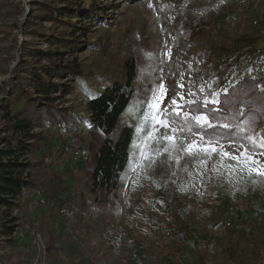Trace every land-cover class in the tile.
I'll return each mask as SVG.
<instances>
[{
    "label": "rangeland",
    "instance_id": "374dc122",
    "mask_svg": "<svg viewBox=\"0 0 264 264\" xmlns=\"http://www.w3.org/2000/svg\"><path fill=\"white\" fill-rule=\"evenodd\" d=\"M67 1L82 9L97 6L84 41L75 50L65 49L61 59L75 60L84 79L60 99L53 93L60 111L76 114L71 118L76 126L71 135L51 127L35 129L49 148L27 159L36 183L50 187L63 181L76 196L71 205L86 198L92 216L78 219L76 207L65 224L53 203L24 202L14 214L33 224V235L15 230L17 243L0 245V264H14L23 256L29 264H264V152L241 157L247 149L242 144L192 133L195 121L187 125L190 132L174 134L173 146L160 134L173 135L170 128L183 122L182 114L167 130L148 115L154 93L163 96L164 105L173 98L180 105L203 103L259 74V61L241 52L264 47V0ZM51 3L59 5L57 0H0V87L9 84L12 74L25 83L28 65L48 62L26 53L55 47L47 36L67 30L38 16ZM129 58L136 60L139 73L119 124H133L135 136L116 194L95 209L87 192L90 138L78 117L87 115L88 96L102 89L104 79L108 84L119 77ZM262 83L264 78L257 91H264ZM4 122L0 109V129ZM261 126L250 132L252 140L264 138ZM193 142L198 147L187 151ZM209 144L216 151L206 155L202 149Z\"/></svg>",
    "mask_w": 264,
    "mask_h": 264
},
{
    "label": "trees",
    "instance_id": "16d2710c",
    "mask_svg": "<svg viewBox=\"0 0 264 264\" xmlns=\"http://www.w3.org/2000/svg\"><path fill=\"white\" fill-rule=\"evenodd\" d=\"M122 1L135 4L141 0ZM57 2L59 5L46 4L38 16L48 21H56L67 30L57 36H47L49 40L56 42L55 47L28 50L26 53L35 59H46L48 62L44 65H28L25 83H21L20 79L12 74L8 77L9 84L0 87L1 116L5 121L0 129V245L5 242L14 246L18 240V237L12 236L15 230H20L19 234L25 230L24 234L29 238L33 235L30 233L33 231V224L22 220L19 213L14 214L26 201L34 199L44 204L53 203L55 208L60 205L77 207V218L80 220L84 216H92L86 198H79L76 207L71 205L76 196L63 181L55 180L49 183V187L47 184L36 183L29 172L32 163L28 161V155L36 151L43 153L44 149L49 148L44 146L43 136L34 132L35 129L51 127L71 135V129L76 126L71 119L76 114L71 109L67 112L60 111L54 101L57 96L62 98L80 84L84 79L83 73L75 60L64 63L61 59L65 49L72 51L81 45L97 17L96 4L92 9H82L76 2ZM38 16H30L28 21L32 22L36 19L34 17ZM248 44L250 43L241 45L243 47L239 49ZM60 47L62 49H59ZM247 52L250 60L259 61L257 70L260 73L254 77L243 78L219 95V103H208L207 109L213 110L212 112L207 111L200 101L197 102L201 105L199 109H196L195 105L188 108L193 112H204L213 125L206 128L191 123L192 133L198 132L209 139L236 142L250 148L246 137L264 123V91L256 90V86H259L264 78V61L261 62L264 47H252L241 54ZM137 67L133 58L123 61L120 76L113 78L108 84H105L107 80L104 79L102 89L88 96L85 103L87 115L78 117L86 122L90 138L85 158L88 169L87 192L95 209L106 203L110 195L116 194L121 174L129 161L135 127L133 124L120 125L119 117L135 93L134 84L139 73ZM63 75L67 78L65 81L61 80ZM57 92L58 95L54 96L53 93ZM213 115L215 119L212 118ZM176 118L174 115L172 120L177 123ZM225 124L228 125L227 128L224 127ZM80 149L78 146L77 150ZM254 152H264V148L257 147ZM24 234L22 232V235ZM26 261L29 264L27 256H23L14 264H23Z\"/></svg>",
    "mask_w": 264,
    "mask_h": 264
},
{
    "label": "snow or ice",
    "instance_id": "6c2138e0",
    "mask_svg": "<svg viewBox=\"0 0 264 264\" xmlns=\"http://www.w3.org/2000/svg\"><path fill=\"white\" fill-rule=\"evenodd\" d=\"M159 91V88H158ZM94 95V94H93ZM189 95H193L192 93H189ZM181 99H183V96H181ZM211 102L212 104L219 103V101L216 98V94L213 93L211 101H209L208 98H205L203 102V106L205 109H207L208 103ZM163 105V106H162ZM172 105H175L176 108H173ZM195 105L196 109H199L201 105L197 103L195 100L186 101L184 104L180 105L177 103V100L175 98L172 99L170 105H164V99L163 96L157 97V95L154 93L152 100L148 103L149 107V113L148 115L156 120V124L159 126V128L163 129H169L170 125H172L173 120L172 117L175 115L177 118H179L182 114L183 116V122L177 123L174 127L170 128V131L173 133V135H167V134H160V138L169 141L173 146L175 144V133L179 132L181 135L185 133V131L190 132L191 128H188L187 125L191 123V121H195L196 125L198 127H206L211 128L213 127L209 116L205 114H198V115H192L189 116V113L187 110H184L182 113L178 109H188ZM207 111L212 112L213 110L207 109ZM213 119H215V115L212 116ZM225 128L228 127L227 124L224 125ZM155 138V137H154ZM249 141L250 148L245 149V152H241L240 156L245 157L246 153L248 154L246 156L247 159L251 158V155L254 154V149L257 147L264 148V138H261L259 141L252 140L251 136L246 137ZM196 142H193L192 145H189L186 149L187 151H191L193 148H197ZM243 147V145H242ZM209 149H211V152H215L216 148L209 144L207 147H204L202 151L208 155ZM264 155V153H261ZM225 156H228L229 153L225 152ZM233 160H239L240 157L232 156ZM242 170V169H241ZM255 170V169H253ZM260 174V173H258Z\"/></svg>",
    "mask_w": 264,
    "mask_h": 264
},
{
    "label": "built area",
    "instance_id": "2783aa9c",
    "mask_svg": "<svg viewBox=\"0 0 264 264\" xmlns=\"http://www.w3.org/2000/svg\"><path fill=\"white\" fill-rule=\"evenodd\" d=\"M74 147L75 144H74ZM236 209H233L231 212H235ZM57 212H58V215L61 217L63 223L65 224H69L73 217H74V210H73V207L70 206V205H60L57 207Z\"/></svg>",
    "mask_w": 264,
    "mask_h": 264
}]
</instances>
